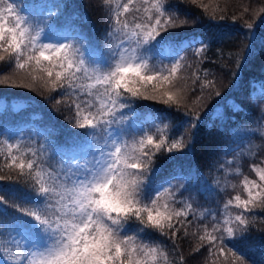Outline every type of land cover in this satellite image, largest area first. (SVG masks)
Listing matches in <instances>:
<instances>
[{
  "label": "snow or ice",
  "instance_id": "6c2138e0",
  "mask_svg": "<svg viewBox=\"0 0 264 264\" xmlns=\"http://www.w3.org/2000/svg\"><path fill=\"white\" fill-rule=\"evenodd\" d=\"M190 2L210 19H225L221 0ZM102 3L110 21L107 54L85 43L82 33L53 36L46 23L55 16L51 9L37 20L18 0H0V64L10 69L0 71V85L39 88L57 111L70 114L66 119L73 129L82 130L62 148L53 146L50 133L38 134L42 141L0 140V172H14L29 189H8L11 195L20 192L22 203L9 205L18 215L7 223L8 201L0 195V264H175L159 238L175 247L181 233L194 238V252L207 250L205 264H250L243 246L257 224H264L257 219L264 212V158L249 166L252 179L243 173L239 157L255 158L264 145L231 150L237 154L216 169L223 176L199 189L234 192L218 211L200 205L183 175L160 177L157 183L158 157L192 144L199 114L188 103L197 86L200 95L193 104L215 81L199 68L185 74L193 65L178 51L192 41L176 40L180 34L170 30L185 28L189 19L173 10L172 0ZM251 11L253 21L245 24L250 30L255 19L264 18V6ZM249 12L244 7L242 14ZM158 46L178 58L153 64L150 53ZM206 50L207 45L196 48L194 56L202 58ZM260 93L264 96V83ZM141 99L174 107L176 122L153 117L155 131L145 130L134 119V103ZM259 131L264 138V127ZM232 176L242 177L238 185ZM4 179L12 176L0 175ZM179 260L183 264L184 257Z\"/></svg>",
  "mask_w": 264,
  "mask_h": 264
},
{
  "label": "trees",
  "instance_id": "16d2710c",
  "mask_svg": "<svg viewBox=\"0 0 264 264\" xmlns=\"http://www.w3.org/2000/svg\"><path fill=\"white\" fill-rule=\"evenodd\" d=\"M23 5L25 13L37 20L46 17L49 9L55 16L50 23L53 36L60 34L82 33L87 39L85 43L94 46L98 51L107 54L109 40L106 33L109 29V12L102 0H18ZM173 9L182 19H189V24L183 29H172L180 35L176 40L192 41L191 47L178 51V56L185 58L186 64L193 67L185 70L190 75L197 68L209 73L208 79L215 81V87L206 89L203 99L196 104L195 95H200L199 88L188 103V108L199 114V124L195 130L192 144L183 152L160 155L158 166L162 169L160 177L172 174L183 175L182 181L197 195V199L204 208L219 209L229 195L231 189L224 193H201L199 189L208 184H214L216 178L223 176L217 171L220 163L232 160L236 151H244L249 145L255 149L257 145H264V138L260 136V129L264 127V96L261 95V84L264 83V18L255 19L253 28L247 29L246 22L253 21L251 10H258L264 6V0H221V7L226 8L225 19H210L204 15L203 9L185 0H172ZM208 3V0H204ZM59 5V7H55ZM248 7L249 13L242 14L243 8ZM264 17V14H261ZM235 17V19H233ZM203 42V43H201ZM207 45L203 57L194 56L196 48ZM165 52L166 61L163 60ZM152 63L167 62L170 64L178 58L175 51L167 52L159 46L150 53ZM239 64V67H237ZM0 71L10 69L0 64ZM201 76L203 71H201ZM23 74H20L22 77ZM20 77H17L18 80ZM202 82V81H201ZM219 91L220 95H215ZM47 93L39 88L35 91L29 88H16L0 85V140L9 139L15 143L43 140L44 133H50L53 146L62 148L70 143V137L77 131L67 123L70 114L57 111L55 101L46 100ZM59 98V97H57ZM6 102V103H5ZM17 106V108H16ZM136 116L134 119L145 130L155 131L153 117H168L163 123H175V109L169 108L159 100H137L134 103ZM182 115V114H181ZM187 121L188 117H184ZM161 121L156 120V124ZM179 131H184L180 129ZM189 131H191L189 129ZM264 158V147L257 151L255 158L239 157L242 171L245 175L255 179L250 171V165L259 163ZM3 161L0 160V164ZM0 175L12 176V179L0 181V195H5L8 205L5 223L18 215L10 207L19 204L20 192L16 195L8 193V189L19 188L21 192L29 191L23 179H18L10 170L0 172ZM240 176H232V183L239 184ZM175 182V181H174ZM236 191H242L237 188ZM235 211V209H234ZM2 219V218H0ZM191 219V217H189ZM258 220H264V212L257 214ZM193 227L189 232L193 231ZM178 240L174 247L171 240H163L169 252V260L180 264V256L184 257L183 264H205L208 257L206 249L199 253L193 251L195 240L191 235ZM243 251L250 264H264V224H257L249 234V239L243 246Z\"/></svg>",
  "mask_w": 264,
  "mask_h": 264
},
{
  "label": "rangeland",
  "instance_id": "374dc122",
  "mask_svg": "<svg viewBox=\"0 0 264 264\" xmlns=\"http://www.w3.org/2000/svg\"><path fill=\"white\" fill-rule=\"evenodd\" d=\"M55 42V41H53ZM167 53L165 52L163 60L166 61ZM167 62H159L158 64H166Z\"/></svg>",
  "mask_w": 264,
  "mask_h": 264
}]
</instances>
